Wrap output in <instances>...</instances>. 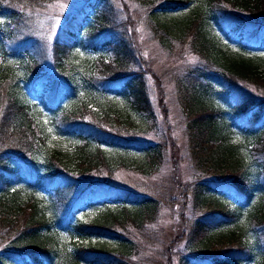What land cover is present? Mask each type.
<instances>
[{
  "label": "trees",
  "instance_id": "trees-1",
  "mask_svg": "<svg viewBox=\"0 0 264 264\" xmlns=\"http://www.w3.org/2000/svg\"><path fill=\"white\" fill-rule=\"evenodd\" d=\"M44 1L47 0H0V10L7 11L13 19L17 7L26 9L32 3L37 5L33 9H46L49 2ZM231 1L233 3L230 4ZM94 4L88 1L77 8L56 31L52 51L58 60L69 58L90 22L94 27L88 26L87 30L92 36L108 23L102 11L91 15ZM149 5L159 8L153 13L156 18L172 21L171 25L162 27L170 35L162 39L170 49L166 51L173 54L171 48H177L175 46L179 40L175 35L178 34L186 38L182 46L188 44L191 52L205 62L187 64L178 77L184 84L179 92H185L191 85L193 90L199 91L198 99L191 101L192 113H185L188 143L184 152L180 149V153L178 143L170 135L168 145L163 137L152 146L151 143L142 146V141L134 140V137L137 138L135 133L144 134L146 131L140 126L144 117L153 116L154 106L146 91L144 72L147 69L155 76L158 87L161 80L141 55L131 54L130 58L118 51L114 52V58L110 61L108 53H99L96 61L88 63L89 56L80 61V66L87 62L88 70L83 73L81 81L87 88L86 97L90 91L101 88L119 93L121 99L101 98L100 103V98L80 103L74 100L68 107L61 108L55 100L56 95L52 96L58 89L54 84L49 87L45 96L52 103V109L47 110L51 112L55 130L64 135L73 134L79 141L74 143L72 149L48 148L45 126L29 106L28 89L38 84L36 74L39 63L35 40H19L13 31L0 32V38L15 41L17 49L14 54H33H28L27 60L21 61L22 64L19 62L21 68L17 62L7 61L0 66V229L5 231L0 232V242L7 246L10 253L16 254L17 262L44 264L51 261L56 251L64 255L68 264H135L132 256L140 252V240L152 244L157 242V232L146 226L156 220L147 218L153 217V213L157 214L158 206L152 203L154 198L150 199L148 195L121 185H107L113 172L118 167L126 166L125 160L106 153L105 148L110 146L122 153L133 148L141 150L140 160L135 167L141 166L142 169L154 165L156 160H160L159 154L169 148L170 154L176 152L189 157L194 170L200 173L193 183L191 199L196 197L199 201V191L203 190V204L208 205L209 211L198 209L196 204L190 210L188 204L184 206L186 208L181 217L184 222L185 213L194 217L191 223V220H187V228L196 237L191 248L199 253L196 260L195 256L187 257L182 264L202 263L199 254H211L212 264H264V112L261 111L264 106V73L259 70V66L263 65L261 59L253 57L260 55V50L264 49V21L257 15L260 10L264 12L263 0H151ZM217 26L228 29L230 34H241L246 51H238V54L227 49L228 46L224 47ZM103 45L109 47L110 42ZM184 50L190 52L186 48ZM201 53L211 54V62L202 58ZM138 60L145 67L139 65ZM60 63L64 66L63 62ZM77 77L66 75L58 82H63L64 89L69 90L71 95L75 92L74 85L80 81L71 80ZM203 82L215 83L217 87L221 83L224 88L218 92L222 96L213 93ZM58 88L62 90V85ZM248 91L253 92L256 98L250 96ZM187 97L191 95L188 93ZM221 99L230 103L226 105ZM159 105L167 111L163 97ZM225 111L241 119L247 129L239 140L242 142H235L230 137L232 129ZM252 119L256 122L249 125ZM40 154L45 157L43 166L37 161ZM207 167L210 169L207 170ZM16 182L48 189L53 204L67 206L68 211L57 216L50 215L31 196L23 199L19 194L9 193V188ZM203 185L206 187L203 188ZM259 188L262 191L260 197L248 208L244 223L230 231L224 225L236 219L237 215L228 204L233 202L238 206L236 202H240L244 206L249 205L253 191ZM95 201L109 203L110 208L117 210L115 213L108 212L97 222L84 224L77 220L72 225L74 214L83 209V204ZM112 203H116V206L113 207ZM58 227L68 228L70 234L77 235V238L88 239V244H59ZM198 232L204 233L203 236ZM94 238L99 242L106 238L107 242H111L109 239L115 240L120 245L110 249L105 244H91ZM21 254H25L23 261L18 258ZM124 255L129 256L128 263L121 260ZM2 260L5 264L10 263L7 258Z\"/></svg>",
  "mask_w": 264,
  "mask_h": 264
},
{
  "label": "rangeland",
  "instance_id": "rangeland-1",
  "mask_svg": "<svg viewBox=\"0 0 264 264\" xmlns=\"http://www.w3.org/2000/svg\"><path fill=\"white\" fill-rule=\"evenodd\" d=\"M19 1L20 0H16V2ZM88 1L95 2L93 9L89 8L92 9L91 15L102 11V13L104 12L108 18V23L103 25V30H97L94 36H92L88 30H86L84 36L83 34L81 35V41L79 42L76 51L67 61L66 68L59 67V64L56 65L55 69H58L62 76H78L76 80H71L72 82L80 80L74 85L75 92L71 95L69 91L62 87V92L58 96V105L63 108L67 107L69 103H73L74 100L79 101L80 103L83 100L91 101L100 98V103L103 98L106 100L121 99V95H119V93L116 94L107 92L101 88L98 89V91L95 90V92L90 91L86 97L87 88L81 81L83 73L88 70V66L86 64L87 62L80 66L81 59L83 60L84 58L90 56L88 63L91 64L96 61L95 59L99 53H108L107 58L110 61V59L114 58L115 51H118V53H121L127 57H132L131 54L141 55L144 60H147L148 65L153 70V73L160 77L161 82L160 86L158 87L157 82L155 81V76L146 69L144 72V80L146 84V91L150 96L154 106L153 116L152 118L144 117V122H142L143 125L140 126L146 128V131L143 130L145 131L144 134L135 133L137 138L134 137V140L142 141V146H146L149 143H151L152 146L157 144V142L159 143L160 139L163 137L168 145V142L170 141L169 135L171 134L173 141L178 143V153H180V149L184 152L186 144L188 143L185 131V113H192V111L190 112L192 108L191 101L192 99H198L199 91L193 90L194 87L191 85L190 88H188L185 92H179V90L184 88V84L178 77L181 75V70L188 66L187 64L194 63V65H196L201 62V58L191 52V50L188 48V44L182 46L185 44L183 42L186 40V38L178 34H176L175 37H177V39L182 42L180 43L178 41V44L175 46L177 48H171L173 54H169L166 51L167 48L169 49V47L163 43L164 40L162 41V39H166L169 34L165 33L162 27H165V24L171 25L172 21L169 19L161 21L160 18H156L153 13L159 8L151 7V5H149L151 0H140L141 2L139 0H47L44 1L49 2L46 4V9H33L37 5L29 3V6L26 7V9L17 7V14L13 19L10 18L7 11L2 12L0 10V32H16L17 39L19 40L26 38L34 39L35 46L37 47L36 57H38L39 65L43 64V69L50 70L52 69L53 62L52 40L55 39V32L59 30V28L63 25L65 20L73 11L81 7L83 4L88 3ZM216 2L217 4L220 3L219 1ZM229 3L231 4L233 1ZM257 15H259V19L261 21H264V12L262 10H260ZM152 16H154V18H152ZM93 25L92 22L88 24V26L94 27ZM88 28L89 27H87V29ZM217 29L223 37L221 39V44H223L224 47L228 46L227 49L238 54V51H246L243 46V43L245 42L242 43L240 39L241 34H230L227 32L228 29H224L219 26H217ZM231 35L236 38H232ZM105 42H110L109 47L108 45H103ZM11 46V42L8 40L4 41V39L0 38V66L4 62L13 63L14 58L16 61L18 60L22 64L21 61H26L28 54L31 56L33 55L31 52L15 53L14 55H10ZM115 48L116 50L112 51ZM185 48L190 52L187 53L184 50ZM182 53L184 55H182ZM180 54L183 56V58L180 56ZM201 54L204 56H201L202 58L210 61L211 54ZM253 57L257 60L261 59L263 65L259 66V70L264 73V52L256 57L253 55ZM20 63H18V67L21 68ZM137 63L145 67L140 60H138ZM201 63L205 64V62ZM208 66L209 65H206L207 68H209ZM133 67L135 68V66ZM73 69H75V71H72ZM77 69L80 70L76 71ZM39 71L36 75H38ZM213 81L219 82L215 80ZM180 83L182 84V87ZM203 83L205 87H210L213 93L215 92V94H218L220 88L221 90L224 88L221 83H218L220 84V86L218 85L219 87H217V84L215 83V85L210 84L209 82ZM261 83L263 82L261 81ZM57 84L60 85L59 83ZM253 84L255 85V83ZM37 89L38 91L34 94H39L42 96V98L32 102L30 109L34 114L36 113L39 116L40 121L45 126L44 131L48 134V148H58L60 150L72 149L75 146L74 143L79 141L77 136H72L73 134L61 136L53 133V127L49 113L46 110L52 109L51 104H47L46 98L44 97L45 93H43L41 86H38ZM63 91L65 92L64 97H62ZM188 93L191 95L190 98L187 97ZM248 93L254 99L256 98L253 92L248 91ZM161 97H163V101L167 110L166 112L164 111L163 106L159 105ZM221 101H225L227 105L226 99H221ZM249 106L250 105H248L247 108ZM40 109H43L44 112H39L38 110ZM261 111L264 112V106L261 107ZM226 117L229 119L230 128L232 129L230 132V137L235 142H242H239V140H241V138H243L244 134L247 132L243 122L241 119L231 115L229 112ZM244 118L245 117H243V119ZM255 122V119H252L249 125ZM168 127H170L171 131L170 133L165 134V130ZM246 127H248V125H246ZM134 149L135 150H127L125 153H122L116 152L110 146L105 148L106 153L110 157H119L126 161V166L118 167L113 172L112 179L107 180V185H110V183L113 185H121L134 190L137 193L148 195L151 197L150 199L154 198L152 203L157 204L158 206L156 215L153 213V217L147 216V218L149 217L148 219L152 218V220H156L152 223L150 222L146 224L147 227L157 232L158 240L153 244L149 241L146 242L145 240H140L138 244L140 246V252L132 256L135 259L133 262H135V264H182L184 258L193 256H195L194 259L196 260L199 252H196L191 248V245L195 242L196 237L195 234L192 233V230L190 231L187 228V220H191V223L194 217L192 218V216H190L188 213H185L186 218L184 222L181 215L186 208L184 207L186 204H188V210H190L191 207L196 204L198 209L206 210V212L209 211L207 209L208 205L203 204V190L199 191L197 197L199 201L196 199V197L191 199L193 183L198 178L197 175H200V173H197L194 170L193 163H191L192 161H190L189 157L186 155H179L176 152L170 154L169 148L167 151L164 150L159 154L160 160H156L154 165L152 164L150 166H144V169H142L141 166L140 168H137V166L135 167V164L137 165L139 162L142 152L138 148ZM39 156L37 157L38 160H36L38 161V164L41 163L43 166L45 157L41 154ZM261 157H263L262 154ZM215 162H217V160H215ZM208 168L209 167L206 169L208 170ZM262 180H264V178H262ZM204 187L206 186L203 185V188ZM27 190L28 189L16 188L13 194H19L20 198L31 195L36 201L40 203L41 207H47L45 210L51 212L52 214L64 212L66 210L65 206H60L59 203L53 204L51 197L48 196L44 191L34 190L35 192H27ZM261 192L262 191L260 188L255 190L251 196V199L249 200V205L245 207L244 203L236 202L238 206L233 204V202L229 203L228 206H230V208L235 211L237 216L236 219L233 218L227 222L228 224L224 226L232 231V229H235L234 227H238V225L243 224L249 211L248 208L256 202V199L260 197L259 194ZM193 194H196L195 190L193 191ZM116 210L117 209L115 208L106 207V205L102 204L89 205L78 214L77 220L84 223L97 222L103 219L104 215L108 212L115 213ZM129 211H132V209L129 208ZM1 226L2 224L0 223V228ZM147 227L146 229H148ZM58 230L60 232L59 237H57L59 239V244H88V239L77 238V235H71L69 230L66 231V229L61 227H58ZM0 232L5 231L1 230ZM198 234L203 236L204 233L198 232ZM148 238L145 239L148 240ZM199 238L200 237H198V239ZM98 240L99 239L94 238L91 241V244H105V246L110 249H116L120 245L119 243L117 244V241L115 240L109 239L111 242H107V238L106 240L100 242ZM2 247H4V243L0 242V250H2ZM55 252L52 262L47 264H68V262L65 261L64 255ZM0 254L2 255L1 258L6 259V256H4L2 253ZM117 258L121 259L119 256ZM198 258L202 262L199 264H212L211 254H208L207 256L199 254ZM129 259V256L124 255L121 260L128 263L130 261ZM0 262L1 264H5L2 259Z\"/></svg>",
  "mask_w": 264,
  "mask_h": 264
}]
</instances>
